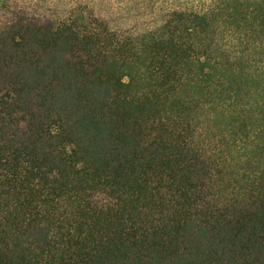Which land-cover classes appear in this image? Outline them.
<instances>
[{
	"label": "trees",
	"instance_id": "16d2710c",
	"mask_svg": "<svg viewBox=\"0 0 264 264\" xmlns=\"http://www.w3.org/2000/svg\"><path fill=\"white\" fill-rule=\"evenodd\" d=\"M0 264H264V0H0Z\"/></svg>",
	"mask_w": 264,
	"mask_h": 264
}]
</instances>
